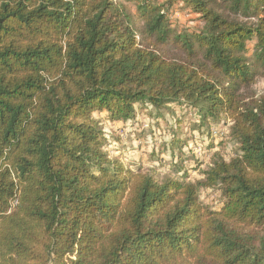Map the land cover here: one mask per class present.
Segmentation results:
<instances>
[{"label": "trees", "instance_id": "1", "mask_svg": "<svg viewBox=\"0 0 264 264\" xmlns=\"http://www.w3.org/2000/svg\"><path fill=\"white\" fill-rule=\"evenodd\" d=\"M166 1L202 26L152 0H0V264H264V0ZM136 104L230 119L236 154L197 181L134 169L102 122Z\"/></svg>", "mask_w": 264, "mask_h": 264}, {"label": "rangeland", "instance_id": "2", "mask_svg": "<svg viewBox=\"0 0 264 264\" xmlns=\"http://www.w3.org/2000/svg\"><path fill=\"white\" fill-rule=\"evenodd\" d=\"M152 1L168 7L166 0ZM126 4L134 14L136 11L134 1ZM167 9L171 23L178 31L197 30L202 26L200 15L180 3ZM140 25L138 22V26ZM253 88L257 95H263L264 78H259ZM141 106L136 104L138 121H127L125 128L121 127L122 123L102 122L111 147L119 148L125 164L134 169L142 167L160 180L167 176L179 178L182 173L177 171L179 169L176 164L181 162L188 172L187 179L197 181L203 180V172L217 153L226 159L236 154L238 144L230 135L232 124L230 119L218 122L208 120L202 123L195 111L183 115L178 104L172 105L173 112L163 109L159 114L150 104ZM104 115L98 114L101 117ZM214 129H221L219 136H213ZM172 137L182 141V149L174 151L171 149ZM212 143L214 148L208 149ZM112 154L115 155L117 152L112 151ZM199 197L204 204L215 209H219L223 203L218 187H201Z\"/></svg>", "mask_w": 264, "mask_h": 264}, {"label": "built area", "instance_id": "3", "mask_svg": "<svg viewBox=\"0 0 264 264\" xmlns=\"http://www.w3.org/2000/svg\"><path fill=\"white\" fill-rule=\"evenodd\" d=\"M221 133V129H214L213 130V134H214V136H219V134Z\"/></svg>", "mask_w": 264, "mask_h": 264}]
</instances>
